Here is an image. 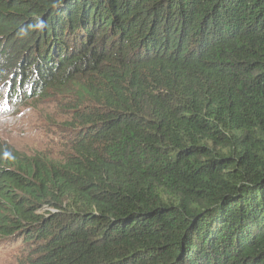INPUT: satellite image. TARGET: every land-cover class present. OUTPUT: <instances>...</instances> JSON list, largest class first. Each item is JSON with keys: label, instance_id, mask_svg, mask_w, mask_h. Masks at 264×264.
Segmentation results:
<instances>
[{"label": "trees", "instance_id": "16d2710c", "mask_svg": "<svg viewBox=\"0 0 264 264\" xmlns=\"http://www.w3.org/2000/svg\"><path fill=\"white\" fill-rule=\"evenodd\" d=\"M53 98L59 158L0 142V248L264 264V0H0V113Z\"/></svg>", "mask_w": 264, "mask_h": 264}, {"label": "rangeland", "instance_id": "374dc122", "mask_svg": "<svg viewBox=\"0 0 264 264\" xmlns=\"http://www.w3.org/2000/svg\"><path fill=\"white\" fill-rule=\"evenodd\" d=\"M58 99L46 100L39 105H34L33 102L29 103L32 106L27 107L29 105L27 104L16 112L0 113V142L27 156L44 153L52 158H59V155L65 151L63 149L64 132L49 123L45 119L48 114L44 112H48L45 106L49 109L58 108L57 105L60 104L57 102ZM41 109L43 116L40 115ZM21 250L19 244L0 248V264H26V257Z\"/></svg>", "mask_w": 264, "mask_h": 264}]
</instances>
